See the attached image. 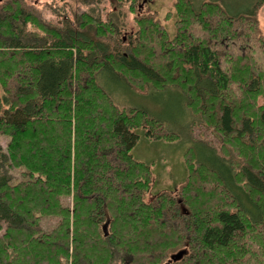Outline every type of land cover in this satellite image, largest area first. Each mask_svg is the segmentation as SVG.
Masks as SVG:
<instances>
[{"label":"trees","instance_id":"trees-1","mask_svg":"<svg viewBox=\"0 0 264 264\" xmlns=\"http://www.w3.org/2000/svg\"><path fill=\"white\" fill-rule=\"evenodd\" d=\"M62 1L56 24L0 1V264H264V0H174L172 38L140 0ZM101 75L182 94L180 188L146 201L152 165L132 150L180 136L119 106Z\"/></svg>","mask_w":264,"mask_h":264},{"label":"rangeland","instance_id":"rangeland-1","mask_svg":"<svg viewBox=\"0 0 264 264\" xmlns=\"http://www.w3.org/2000/svg\"><path fill=\"white\" fill-rule=\"evenodd\" d=\"M202 1L192 0L194 6H198ZM26 2L37 8L41 17L51 23L56 24L61 20L58 14L61 16L66 14L71 17V14H69V2L66 3V7L62 0H26ZM173 2L174 0H140L139 2L140 12L142 14H155L164 24L170 38L174 35V19L164 21V17L168 12H172ZM71 4L73 3L71 2ZM103 6L106 9L103 18L106 17V12H110L113 14V19L120 23L128 32L135 30L132 21L133 16L128 13L127 9H123L117 15L115 11L112 12L109 3L103 2ZM62 8H65V11H61ZM258 19L264 35V6L259 11ZM98 80L100 85L115 99L119 106L145 110L149 115L161 121L165 125L166 130L177 133L180 136L179 142L165 144L147 142L141 139L132 150L131 154L135 160L152 165L153 183L150 192L145 198L146 201L152 200L160 193H171L180 188L185 182L187 174L182 156L188 147L194 146L188 133L191 117L185 109L182 94L176 89H167L163 92L152 91L142 95L134 93L107 75L99 77ZM137 133L141 135L142 131L139 130ZM1 144L3 146V143ZM202 151V157L220 167L221 161L217 157L205 148ZM162 164L167 166V172L161 170ZM227 183L232 192L239 197L244 208H251L239 191L229 181Z\"/></svg>","mask_w":264,"mask_h":264},{"label":"water","instance_id":"water-1","mask_svg":"<svg viewBox=\"0 0 264 264\" xmlns=\"http://www.w3.org/2000/svg\"><path fill=\"white\" fill-rule=\"evenodd\" d=\"M1 1V0H0ZM104 232L106 234V230L104 229ZM183 256V253H178L176 255L171 256L170 258V262H176L179 261L181 259V257Z\"/></svg>","mask_w":264,"mask_h":264},{"label":"crops","instance_id":"crops-1","mask_svg":"<svg viewBox=\"0 0 264 264\" xmlns=\"http://www.w3.org/2000/svg\"><path fill=\"white\" fill-rule=\"evenodd\" d=\"M182 160H183V156H182ZM161 170H163L164 172H167V166L165 164H162L161 165Z\"/></svg>","mask_w":264,"mask_h":264}]
</instances>
